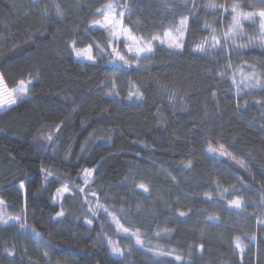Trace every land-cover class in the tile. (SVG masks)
Segmentation results:
<instances>
[{"label": "trees", "instance_id": "16d2710c", "mask_svg": "<svg viewBox=\"0 0 264 264\" xmlns=\"http://www.w3.org/2000/svg\"><path fill=\"white\" fill-rule=\"evenodd\" d=\"M109 4L150 53L121 41L115 59L94 24ZM233 5L264 8L0 0V77L32 81L0 112V264H264V39L256 23L227 36ZM181 21L182 47L157 41Z\"/></svg>", "mask_w": 264, "mask_h": 264}, {"label": "rangeland", "instance_id": "374dc122", "mask_svg": "<svg viewBox=\"0 0 264 264\" xmlns=\"http://www.w3.org/2000/svg\"><path fill=\"white\" fill-rule=\"evenodd\" d=\"M262 9H264V8H262V7L255 8V9L252 10V12H259ZM106 11H108V10L106 9ZM237 12L238 13H249V12H244L239 7H237ZM234 14L235 13H233V15ZM110 15L115 18V27L113 28V26L111 24H109L105 28L109 31V34L111 35L112 42H111L110 46H111L112 50L114 51L115 59H120L119 57L123 56L122 52L118 49L119 43L121 41H124V48H123L124 52L135 55V51H136V48H137V42L142 43V44H144V43L139 41L137 38L130 36L125 31V28L123 27V23H122L121 17H119L118 15H116L114 13V9L113 8L110 11ZM103 20H104V16H103L102 20H100V21L103 22ZM245 23H256L257 24V28H258V30H257L258 31V36L262 40L264 39V38H262V37H264V31H262L261 27H260L261 18L258 15L253 16L250 19H242L240 28L236 29L235 31H230V29L232 28V24H231V27L229 29V33H228V35L227 34L226 35L228 37L230 36V38H232V40L235 39V38H236V40H238V37H240L242 39L245 36V34H246V32H245V30L243 28ZM185 28H186V22L184 21L183 27L180 24L175 30H173L171 32H168L169 33L168 36L164 35L162 39H159L157 41L159 43H161V40H163L164 41L163 44H165L167 46H169V44L172 43L173 41L181 43V40H182V38L184 37V34H185ZM213 41H214L213 43L211 42V46L212 47H214L216 45V43L218 42L216 40H213ZM147 45H145V46H147ZM172 47H175V46H172ZM100 51H102V50H100ZM100 51H99V49H97V52L94 53L93 50H92V54L94 56V61L96 60L97 56H100ZM142 54H144V53H142ZM78 58H80V57H78ZM80 59H84V58H80ZM84 60H87V59H84ZM251 78H254V77L251 76V75H246L243 72L240 73V76L236 78V80H237L236 82H237L238 88L239 89L241 88V91L244 90V88H247L250 85V84H248V82L252 81ZM27 82H25V83H27ZM30 85L31 84L28 85V88L30 87ZM19 86H20V84L14 89H7L5 87L3 81L0 82V99L7 100L8 94L9 93H13L15 89L19 88ZM16 98H17V102H18L19 100L27 98V94L26 95H21V96L16 97ZM15 104H11V105H9L7 103L3 104L2 106H0V112L5 110V109H7V108H9L10 106L15 105ZM83 179L85 180V175H84ZM89 179H90V176L88 177V181H89Z\"/></svg>", "mask_w": 264, "mask_h": 264}, {"label": "snow or ice", "instance_id": "6c2138e0", "mask_svg": "<svg viewBox=\"0 0 264 264\" xmlns=\"http://www.w3.org/2000/svg\"><path fill=\"white\" fill-rule=\"evenodd\" d=\"M261 2L264 3V0H261ZM209 6L210 7H216V5H209ZM237 7H238L237 5H233V8H232L233 13H235V14L233 15V18H232V28L230 29V31H235L236 29H239L240 26H241L242 19H250V18H252L253 16H256V15H258L261 18L260 27H261V30L264 31V9L260 10L259 12L238 13L237 12ZM112 8H113V6L111 4H109V5H106V9L108 11H106L105 9L98 10L99 12H101L104 15V20H103V22H101L99 20H96V21H94V24L95 25H99L100 27H106L109 24H111L113 26V28H114L115 27V18L110 15V11H111ZM183 25H184V21H181V26L183 27ZM168 35H169V33H165V36H168ZM158 38L159 37H156V36L152 37L153 40H156ZM262 38H264V37H262ZM213 39L215 40V37H213ZM163 42L164 41L161 40V43H163ZM172 46L180 48V47H182V44L180 42L173 41L172 43L169 44V47H172ZM72 47L76 51L77 57L84 58V59H87L89 61H94V56L92 54L93 45L89 44L84 49L76 50L75 43L73 42ZM96 47L98 48L99 46L97 45ZM199 50H201V51L204 50L203 45L199 46ZM151 51H152V46H151L150 43L147 46H145L144 44L137 42V48H136V51H135V57L137 59H139L141 57L142 53H150ZM119 58H120V60H122L125 63H127V61L124 60L123 56H120ZM2 80H3V78L0 77V82H2ZM31 83H32L31 80H29L27 83H25L24 81H21L19 88L15 89L13 93H9L8 94L7 100L0 99V106H2L5 103H7L9 105L15 104L17 102V98L16 97H19L21 95H26L27 94L28 85L31 84ZM131 95H133V93H130V96ZM136 95L139 98L140 94L136 93ZM51 140H52V136L50 135L48 137V141L51 142ZM209 150L210 151H214V149H211V148ZM221 154H223V153H221ZM90 175H91L90 172H88V171L85 172V183L88 182V177ZM20 188H22V189L24 188V183L23 182H21ZM139 188L142 189V191L145 192V193H147L149 191V189L147 187H145L144 185H139ZM65 191H67V187H65L63 189H57V195L59 196ZM3 203H4V201L0 200V204H3ZM230 207L240 208L241 204H240V202L238 200H233V201H230ZM57 215H63V212H60ZM181 215H183V213H181ZM0 222L7 223V220H3V221H0ZM125 231H127V229H125ZM236 246L238 248L240 247L239 242H237ZM114 251H116V250L114 249ZM8 254L12 255V252H9ZM177 259H179V257H177Z\"/></svg>", "mask_w": 264, "mask_h": 264}]
</instances>
